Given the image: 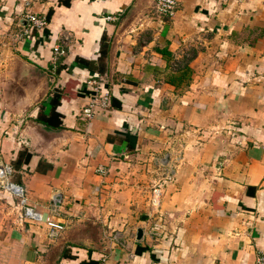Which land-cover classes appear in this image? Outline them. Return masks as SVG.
Returning <instances> with one entry per match:
<instances>
[{
	"label": "crops",
	"instance_id": "crops-1",
	"mask_svg": "<svg viewBox=\"0 0 264 264\" xmlns=\"http://www.w3.org/2000/svg\"><path fill=\"white\" fill-rule=\"evenodd\" d=\"M176 2L0 0V166L43 218L0 192V264L264 256V0ZM57 93L55 129L39 115Z\"/></svg>",
	"mask_w": 264,
	"mask_h": 264
},
{
	"label": "built area",
	"instance_id": "built-area-1",
	"mask_svg": "<svg viewBox=\"0 0 264 264\" xmlns=\"http://www.w3.org/2000/svg\"><path fill=\"white\" fill-rule=\"evenodd\" d=\"M177 10L176 0H155L154 11L160 17L172 18ZM22 18L26 20L30 28H42L46 26L44 18H39L36 15L30 13H24ZM29 34V29H22L16 35V40L22 39L24 36ZM70 43V38L67 35H63L60 39V43L53 48V64L56 63L58 57L66 54L65 47ZM110 98L108 95H104L100 98V103L97 100H93V104H99L103 108L109 106ZM93 105L90 106L92 108ZM90 110L86 111V115L90 116ZM13 168L11 165L0 166V192L8 195L9 197L16 200L15 206L21 212L20 220L27 223H41L43 218L41 214L35 210L34 207L28 204L27 193L22 185L16 184L12 181ZM173 175L169 174L168 179H172ZM47 228V239L50 243L55 242L59 239L61 234L65 231V226L56 222L52 218L44 219ZM255 264H264V256L257 255Z\"/></svg>",
	"mask_w": 264,
	"mask_h": 264
},
{
	"label": "trees",
	"instance_id": "trees-1",
	"mask_svg": "<svg viewBox=\"0 0 264 264\" xmlns=\"http://www.w3.org/2000/svg\"><path fill=\"white\" fill-rule=\"evenodd\" d=\"M61 95L59 93L55 94L51 101V112L49 115L45 116L44 114L39 115V121L45 124L47 127L51 128H60L62 124L61 115L56 112V107L59 105Z\"/></svg>",
	"mask_w": 264,
	"mask_h": 264
},
{
	"label": "water",
	"instance_id": "water-1",
	"mask_svg": "<svg viewBox=\"0 0 264 264\" xmlns=\"http://www.w3.org/2000/svg\"><path fill=\"white\" fill-rule=\"evenodd\" d=\"M141 237V231H138V238Z\"/></svg>",
	"mask_w": 264,
	"mask_h": 264
}]
</instances>
